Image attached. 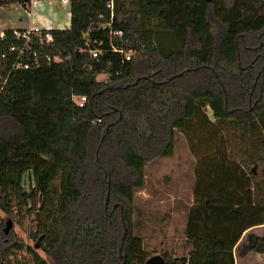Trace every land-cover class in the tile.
I'll return each instance as SVG.
<instances>
[{"label":"trees","instance_id":"obj_1","mask_svg":"<svg viewBox=\"0 0 264 264\" xmlns=\"http://www.w3.org/2000/svg\"><path fill=\"white\" fill-rule=\"evenodd\" d=\"M108 1L69 0L70 28L33 44L58 62L36 68L27 54L32 68L17 69L10 50L22 42L14 30L0 38V212L36 223L33 245H23L2 238L7 223L0 220V264H14L23 250L18 264H47L37 250L55 264H123L122 218L124 264H236L235 253L264 255V234L243 240L264 226V182L249 172L264 163V70L250 109L264 67V2L115 0L111 20ZM30 3L0 0V8L28 10ZM110 22L125 35L115 48L132 50L131 61L111 48L102 29ZM172 40L176 47L166 46ZM79 96L88 99L84 108ZM177 131L197 160L186 225L191 250L183 257L148 253L134 235L141 221L133 220L144 215L135 200L146 168L174 157Z\"/></svg>","mask_w":264,"mask_h":264},{"label":"rangeland","instance_id":"obj_2","mask_svg":"<svg viewBox=\"0 0 264 264\" xmlns=\"http://www.w3.org/2000/svg\"><path fill=\"white\" fill-rule=\"evenodd\" d=\"M35 1L37 4H33L32 7L34 15H42L47 20H50L54 28L68 29L70 27V7L65 11L63 8L64 0ZM228 1L231 3L233 0ZM262 2H264V0H262ZM23 12V10H19L14 14L21 16ZM127 18L129 21H133L131 15ZM1 32L4 31H0V33ZM167 42L171 43L170 37ZM175 45L176 44L173 42V44L166 46L174 48L176 47ZM259 72H261V70L258 71V74ZM105 79V75L98 77L100 81H105ZM222 88L227 96V90L223 83ZM254 105V102H251L250 109H253ZM209 115L211 114L209 113ZM196 165L197 160L190 152L186 137L180 131L176 132V149L174 157L157 159L148 164L145 173V188L136 193L135 200L136 207L139 210L141 209L144 215L142 219L138 218L137 214L133 215L135 223H137L138 220L141 221V225L135 228L134 235L142 238L144 248L148 253L159 255L163 254L165 251L175 257H183L187 256L191 250H189L188 246L191 247V245L187 242L186 237V217L189 207L191 208V205L194 204V173ZM249 172L252 177L264 182V163L257 164V166L252 165ZM107 176H110L108 170L106 172V177ZM33 219L34 217L27 218L26 215L16 216L13 222L0 212V220H6V223L12 221L13 223V229L8 234L4 233L5 231L1 233L2 238L8 237L7 239L13 240L16 236L23 245H33V242L29 239V232L34 228V225H36ZM247 233L263 236L264 226L254 228ZM246 237L247 234H245L243 240H245ZM122 238L123 234L120 233L119 245L122 242ZM37 252L47 264H55L41 250H37ZM235 255L238 258L237 264H264V255L261 254L253 253L245 258L239 257L236 253ZM25 257L26 252L24 250L17 252L14 256V264H18Z\"/></svg>","mask_w":264,"mask_h":264},{"label":"built area","instance_id":"obj_3","mask_svg":"<svg viewBox=\"0 0 264 264\" xmlns=\"http://www.w3.org/2000/svg\"><path fill=\"white\" fill-rule=\"evenodd\" d=\"M68 7H70V2L68 0H64L63 8L68 9ZM107 7L111 12V20H113L114 12H115V0H109ZM102 29L109 30L107 38L111 48H113L115 52H119L125 61L127 62L131 61L135 55L132 50L116 49L114 46V40L124 39L125 36L124 32L122 30H114L111 22L108 24H103ZM47 31L49 30L40 28L38 26L25 30H14L15 38L22 42L21 46L12 47L10 50L11 53H17V64L15 66L17 69L30 70L32 68L31 64L25 62V57L27 54L32 55L36 68L41 66L42 61L46 63L59 61L58 58H53L49 55L40 53L39 51H34L32 48L33 44L36 42L40 44H45V43L49 44L53 42L52 34ZM4 37H5V33L1 32L0 38L3 39ZM91 53L93 59H98L101 56V52L99 50H93ZM75 102L79 108H84L88 102V99L86 96H79L75 98Z\"/></svg>","mask_w":264,"mask_h":264},{"label":"crops","instance_id":"obj_4","mask_svg":"<svg viewBox=\"0 0 264 264\" xmlns=\"http://www.w3.org/2000/svg\"><path fill=\"white\" fill-rule=\"evenodd\" d=\"M35 2H36L35 0H31V3L29 5L28 10H25L21 5H13V6L6 7V8H0V31L14 30V29H28V28L35 27V26H38V27L46 29V30H53V29L60 30V29L54 28V26H52V23L50 22V20H47L42 15H34L33 14V12H32L33 4H37V2L36 3ZM19 10L24 11L23 15L20 16V15L14 14L15 12H17ZM66 10L67 9H65V11ZM70 23H71V16H70ZM193 205H191V207ZM255 228H257V227H255ZM253 229H251V230H253ZM246 234H248V233H246ZM188 247L190 250L191 247L190 246H188ZM252 254L253 253H251V255ZM237 262H238V258L236 257V264H237Z\"/></svg>","mask_w":264,"mask_h":264},{"label":"water","instance_id":"obj_5","mask_svg":"<svg viewBox=\"0 0 264 264\" xmlns=\"http://www.w3.org/2000/svg\"><path fill=\"white\" fill-rule=\"evenodd\" d=\"M238 58H239V60H240V52H239V48H238ZM195 70H198V69H195ZM263 70H264V69H263ZM211 71L213 72L215 78H216V79L220 82V84L222 85L218 73H217L214 69H212V68H211ZM189 72H190V71L188 70V71H186V72H183V73L177 74V75H175V76H172V77H170V78L168 79V81L164 82V84H167V83H169V82H172L173 80H175V79H177V78H180V77L184 76L185 73H189ZM261 74H262V71L259 72V74H258L257 77H256V81H255V83H254V86H253V89H252V94H251V97H250V102H251L252 95H253V93H254V91H255V89H256V85H257V82H258V80H259ZM144 79H146V80H150L149 77H145ZM141 80H142V79H138V80H136V82H135L134 84L129 85L128 87H130V86H134V85H137ZM128 87H127V88H128ZM120 89H121L120 87H119V88H113V87L107 88L108 91H114V90H120ZM104 92H105V91H102V93H104ZM225 96H226V95H225ZM115 111H116V110H115ZM116 112H119V111H116ZM119 115H120V119H121V117H122V113L119 112ZM112 125H114V124L109 125V127L112 126ZM109 127H107L106 131L109 130ZM103 140H104V137H103L102 141H103ZM256 166H257V165H256ZM109 180H110V176H109ZM110 188H111V187H110V181H108V194H107V197H106L105 210L107 209V207H108V203H109ZM121 213H122V210H121ZM122 223H123V227H124V235H123L122 242H121V245H120V248H119V256H120L121 258L124 259V263H125V257L123 256V247H124V242H125V236H126V234H127V227H126V224H125V221H124L123 218H122ZM12 229H13V223H12V221H8V222H7V227H6V229H5V233H9L10 230H12ZM124 263H123V264H124Z\"/></svg>","mask_w":264,"mask_h":264},{"label":"flooded vegetation","instance_id":"obj_6","mask_svg":"<svg viewBox=\"0 0 264 264\" xmlns=\"http://www.w3.org/2000/svg\"><path fill=\"white\" fill-rule=\"evenodd\" d=\"M259 40H260V38H259ZM260 46H261V44H260ZM261 56H262L261 54H258L257 57H256V59H255V62H256L257 60H259V59L261 58ZM263 69H264V67H263ZM263 69H262L261 71H263ZM259 79H260V78H259ZM257 83H258V82H257ZM251 94H252V93H251ZM253 95H254V93H253ZM253 95H252V97H253ZM251 102H252V98H251ZM251 102H250V103H251Z\"/></svg>","mask_w":264,"mask_h":264}]
</instances>
